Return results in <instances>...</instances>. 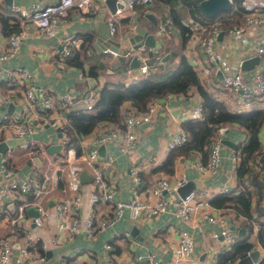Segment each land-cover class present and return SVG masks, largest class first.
Returning <instances> with one entry per match:
<instances>
[{
	"label": "crops",
	"instance_id": "obj_1",
	"mask_svg": "<svg viewBox=\"0 0 264 264\" xmlns=\"http://www.w3.org/2000/svg\"><path fill=\"white\" fill-rule=\"evenodd\" d=\"M11 1L12 2L9 3L8 0H0V12L13 16L10 12L13 4L30 7L35 1L44 4L49 0ZM95 1L97 5L103 8L102 13L94 15L72 7L69 9L65 20L60 23L58 31L53 35H46L39 32L33 23L28 22V33L21 40L17 54L8 60L2 61L0 68L3 66L14 67L16 65L27 67L34 76L37 95H41L47 89L57 94H64L66 92L79 94L84 91L99 92L107 78V74L104 72L108 71V73H111L110 70L113 68L112 65L116 60L115 58L117 55L111 53L106 48L101 51L94 46V40L97 36L96 28L100 23V16H102L106 22V16L108 14L107 3H104L101 0ZM161 1L163 2L162 4L161 2H157L151 7V3L150 6L147 7L149 11L144 17H142L144 20H140V29L133 32L132 35L140 32V30L144 28L146 32H151L156 36L155 29L157 27L158 19L163 14L158 15L153 9H157L160 13L165 9V13L169 14L168 4L163 0ZM257 3L263 4L264 0H257ZM148 14H153L156 21H154V18L149 17ZM118 18L120 25L125 27L127 24L126 15H119ZM194 30V33L189 39L191 44L186 47V50L191 53L193 63L196 65V68L199 70L203 78L208 79L212 85H214V83H219L221 86L222 71L214 70V64L208 61L202 52V49L196 43L195 38L201 34L202 30L199 28H195ZM72 33L81 35L83 38L85 33H89L91 45L85 53L88 51L92 55L97 56V58L107 66L106 69L102 68L100 70L99 78L98 81L96 79L95 86L91 87L88 78L84 80L80 77L81 70H84L88 75L90 66L89 61L85 62L83 65L71 63L67 61V58L71 54L64 56L62 53L61 40L65 35ZM258 33L259 30L250 29L242 37H235L226 34L225 32L219 37L217 42L218 51L223 57H225L231 68L236 69L239 66L242 67L245 58L258 54L255 46L256 40L254 39V36ZM172 34L176 38H181V31L179 28L177 31H173ZM7 35V33H4L2 24L0 23V43ZM112 36L118 41L125 40L119 32ZM126 40L128 41L129 39ZM159 40L161 43L162 40ZM128 43H130V40ZM84 46H82V48ZM122 48L124 50L126 47ZM167 53L166 55L168 57L169 52ZM120 54L123 55V53ZM91 57L94 58L93 56ZM128 60L129 65H131L130 59ZM260 61H263V58ZM258 63L250 69L242 68L249 73L254 70ZM127 73L126 69V75ZM120 74L122 75V79L123 76L126 77L122 73ZM214 74H217L218 79L214 80L212 77ZM5 75V78L9 77L7 72ZM126 79L129 80L128 77H126ZM8 87V81L4 80L0 84V93L7 91ZM215 91L218 97L224 99L229 108L234 110L250 108L254 104L259 107L264 105V95L258 98L245 99L242 96L241 91L227 88H216ZM192 93L193 94L189 96L179 93L175 94L167 102H164L163 105L161 104L151 120L137 126L136 132L138 140L135 149L125 152L113 143H108L104 145L103 150L100 148L99 150L103 158H106L108 154L114 156V164H109L106 172L110 176H114L119 180L121 196L125 198L129 196L132 184L130 168L132 165L138 164L141 172L143 171V181L141 183L139 194L140 198L151 201L157 198L151 193V187L159 177L170 176L173 179L175 177L184 176L188 181H193V187L205 186L209 189L206 197L210 200V206H199L196 211L192 213L189 221L182 222L174 211L176 201L180 194L174 190H169L163 192V197L168 205V209L163 212L150 218L133 220L130 217L128 210L111 227L98 231L93 236H88L86 232H83L65 238L59 244H53L49 240L54 234L59 233V217L57 215H54L53 218L46 223L45 227L41 228L36 226L32 219L36 213V208L33 204H27L28 206L24 210L23 207L25 205L21 204L15 207L14 203H7L0 209V239L8 236L11 238L13 244L18 247L24 242L28 229H32L35 233L42 234L43 237L46 238V242L49 244L44 251L45 258L34 260L30 264H151L149 257H144L143 259L137 257V254L148 255L149 252L155 253L160 264H172L173 255L169 245L171 242L178 239L180 228L186 226L194 237L195 249L192 256L181 260L178 264H228L235 259H238L239 262L240 255L232 260L229 259L222 262L220 261V258L224 257L221 253L232 247V244L236 240H240V236L244 233L247 234V240L254 244L253 246L260 247V259L264 257V247L259 242V231L254 227L253 221L249 219V222H251L250 224L244 220L246 216L239 212L234 205L227 204L221 206L212 202L215 195L226 191V185L229 189H227V192L231 190L235 192L239 191V188H236L238 177L237 174H233L235 163L232 159V155L236 152L237 147H230L221 141V166L215 173H212L209 169H199L197 167V162L202 161V159L206 157L202 149L193 148H191L187 154H181L176 157L175 170L172 174H169L165 170L157 169L158 165L164 161L170 151V142L173 133L183 127L182 124L185 119L191 117V114L188 115L191 107L202 102L201 97L195 88L192 89ZM194 100L196 101L195 103L193 102ZM10 104L11 103L5 104V102H0V112L8 114L16 113L20 108L19 103H13V108L9 107ZM86 104L85 101H81L75 107H84ZM171 105H183V109H181L178 112V115L175 116L169 108ZM125 106L127 109L126 113L135 109V107L130 106L129 102H126ZM71 108L72 107L59 105L55 112L63 115L64 119H67L68 122V111ZM225 127L227 128L224 129ZM101 128L102 124L94 132L101 130ZM10 130L7 131L5 135L0 136V142L12 137H22L12 133V129ZM224 134H228L237 145L240 141L245 139V131L238 124L220 126L217 128V131H215L212 138L218 136L221 139ZM22 138V142L15 143L12 146H8L4 151H0V162L2 161V158L7 159L15 166L22 177L28 173H35L38 176L49 173L53 168L54 162L57 161V155L63 149L62 145L59 149L50 148L54 144H61L60 126H54L50 123H45L43 127L35 126L33 132ZM30 140H32V142L26 145L25 141ZM84 143L87 145L86 141ZM20 146L28 147L31 150L37 151V153L30 156L28 149L25 153L20 155L12 154L14 155V159H12V157L11 159H8L7 154H11V151L14 148ZM38 152H42L43 155ZM52 154L55 156L54 158H56V161H52V164H48ZM35 157H38V159L35 160ZM45 158H47V162H45ZM262 159L264 160V156H261V153L257 155L251 166L253 171L258 170L259 167L261 168L263 166ZM87 172L90 173V171ZM92 180L93 178L91 179L90 177L83 178L84 182L81 187L83 197V216H87L92 209L89 199L90 193L95 186ZM73 194L74 190L68 187L63 181L62 184L52 190L50 194H46L49 198L43 197V200L45 198L46 200H44L45 202L42 200V202L45 206L55 210V208H53V201L68 198ZM256 195L257 194L253 195V210L255 209L256 217L261 219L260 221L264 224V213H260L256 207ZM110 208L111 204L99 203L96 205L98 213L104 212L106 214L110 212ZM20 211H23L21 217H19ZM206 211L208 213L216 212L222 214L225 217V222L237 231V239L231 243V245L224 242L222 236L213 235L212 232L217 231L220 225L209 221L204 215ZM15 214L18 215V217L14 219L12 216ZM246 224L248 225L247 227ZM126 229L129 230V234L125 233ZM107 241H111L113 245L110 251L106 248L105 243ZM258 261H253L252 264H255Z\"/></svg>",
	"mask_w": 264,
	"mask_h": 264
},
{
	"label": "built area",
	"instance_id": "obj_2",
	"mask_svg": "<svg viewBox=\"0 0 264 264\" xmlns=\"http://www.w3.org/2000/svg\"><path fill=\"white\" fill-rule=\"evenodd\" d=\"M101 1L106 3V0ZM154 1L156 0H116L115 11L107 6L106 24L109 34L112 36L119 32L125 40L129 39L133 32L140 29L139 17L145 14L144 7ZM242 3L247 12L240 24L234 23L224 28L218 22L213 23L208 34L199 37L198 45L208 61L214 64V70L222 71V87L241 91L245 99H252L264 95V3L259 4L257 0H242ZM72 7L94 15L103 12V8L97 5L95 0H49L44 4L35 1L30 7L13 4L10 12L14 17V21H18L19 29L9 33L0 43V64L17 54L21 40L28 33V22L33 23L39 32L53 35L58 31L60 23L65 20L69 9ZM145 12L147 13V10ZM122 14L127 17L125 27L119 23L118 17ZM250 29L259 30L254 39L256 40V52L261 59L263 58V61H260L252 72L247 73L240 66L236 69L230 67L228 61L218 51L217 42L222 30L226 34L242 37ZM177 30L173 18L165 13L158 19L155 34L158 39H162L165 34ZM83 41L84 38L81 35L75 33L65 35L61 40L63 55H69L74 49L80 48ZM106 49L115 55L120 54L115 49L109 47ZM153 51L154 46L147 44L144 40L130 42L122 51L123 55L130 61L134 56L139 61L137 66L128 65L126 68L130 80H134L139 75L145 76L157 68L158 62L151 60ZM6 72L9 75L8 78H5ZM80 77L86 80L88 75L84 70H81ZM4 80L8 81L9 87L7 91L0 93V102H5V104L19 103L20 108L14 114L0 112V136L5 135L7 131L12 129V133L26 137L34 131L35 126L43 127L45 123L61 128L60 142L63 149L57 155V161L54 162L49 173L42 174V176L28 173L22 177L15 166L7 159L2 158L0 162V209L7 203H14L16 200L22 199L27 193H34L35 198L33 200L19 202V205H34L37 213L32 219L34 224L41 228L45 227L54 215L59 217V233L52 236L49 240L51 243L59 244L63 239L83 232H86L88 236H93L98 231L111 227L128 210L133 220L150 218L168 209L167 202L163 197L164 190L178 192V187L187 183L188 179L184 176L173 179L170 176H161L151 187V193L157 198L152 201L142 199L139 194L143 174L139 165L135 164L130 168L132 184L130 194L125 198L120 195L119 180L106 172L109 164H114V156L108 154L106 158H103L99 150V145L108 143H113L125 152L135 149L138 140L136 127L151 120L161 104L163 105L164 102H167L178 93L170 92L164 97L154 98L144 110L135 108L128 111L121 125L104 122L101 130L82 138L81 151L78 153L77 148L69 143V135L66 129L67 119H64L63 115L56 113L55 110L59 105L75 107L81 101L94 102L98 92L84 91L79 94L71 92L57 94L47 89L41 95H37L32 72L22 65L1 67L0 84ZM202 112V102L190 109L191 116H199ZM188 139L187 130L181 127L173 133L170 149L184 144ZM261 139L263 143L261 156H264V126L261 131ZM85 141L87 145H85ZM31 142L32 140L25 141V144L28 145ZM221 147L220 137L214 136L209 146L207 162L198 161L197 167L199 169H209L212 173L217 172L221 166ZM239 157L237 151L232 155L235 163L233 174H236ZM82 170L90 171L95 185L89 198L92 209L87 216L82 214L83 197L81 187L84 182L81 176ZM61 181H64L68 187L73 189L74 194L68 198L53 201V208H55L53 210L45 206L42 200L43 197L47 198L46 194H50L52 190L56 189ZM225 189H228L227 185ZM208 192L209 189L205 186L193 187L184 196L180 195L174 210L179 220L187 222L199 206H210V200L206 197ZM99 203L111 204L110 212L106 214L104 212L98 213L96 205ZM22 215L23 211H20L19 217ZM204 215L209 221L220 225L217 231L212 232L214 236H222V240L229 245L237 239V231L225 222V217L222 214L206 211ZM250 220L253 221V225L258 231L264 226L260 221L261 219L256 216L250 218ZM125 233L129 234V230L126 229ZM105 244L107 250L110 251L113 247L112 242L107 241ZM48 245L46 238L42 234L33 232L32 229H28L24 242L18 247L13 244L10 237L5 236L0 239V264H30L34 260L44 259V251ZM169 248L173 255L172 264H178L181 260L192 256L195 249V240L191 231L186 226H182L178 239L171 242ZM137 257L139 259L149 257L151 264H160L154 252H149L148 255L137 254ZM228 264H239V262L238 259H235ZM255 264H258V262Z\"/></svg>",
	"mask_w": 264,
	"mask_h": 264
},
{
	"label": "trees",
	"instance_id": "obj_3",
	"mask_svg": "<svg viewBox=\"0 0 264 264\" xmlns=\"http://www.w3.org/2000/svg\"><path fill=\"white\" fill-rule=\"evenodd\" d=\"M163 1L169 6V15L180 29L181 38H176L172 33L165 34L161 39L159 50H154L151 53V60L158 62L157 68L145 76L135 77L134 80L126 79L128 77L126 68L129 65L127 57L122 54L117 55L112 65L113 68L110 70L111 73L104 72L107 74V78L95 101L87 103L84 107H72L68 111L69 119L66 123V129L69 135V143L74 145L79 153L82 138L92 134L101 124L105 122L121 125L127 110L126 102H129L130 106L136 109L144 110L154 98L164 97L170 92L189 96L193 94L192 89L195 88L201 97L203 112L199 116H191L183 121L182 126L187 130L189 139L184 144L170 149L157 169L172 174L175 170L176 157L187 154L191 148L202 149L206 157L202 159V163H206L209 156V144L217 128L228 124H238L245 131V139L240 141L236 148L240 155L236 171L238 177L236 188H239V191L227 192L229 189L223 191L215 195L212 202L221 206L227 204L236 206L239 212L246 216L244 220L249 222L250 218L256 216L252 206L254 194H257V209L260 213H264V160L262 159L263 166L261 168L259 167L256 171L251 169L257 155L263 149L261 131L264 126V105L259 107L254 104L250 108L239 110L229 108L225 100L218 97L215 91L216 88L225 87H221L222 85L220 86L219 83L212 85L208 79L203 78L193 63L191 53L186 50V47L191 44L189 39L195 28L202 30L201 34L195 38L198 44L199 37L207 35L213 23L218 22L224 28L234 23L240 24L247 9L242 0H233L231 8L209 17L201 11L196 0ZM149 6L150 4L144 7L145 14L143 16L146 15V10L149 11L147 9ZM0 23L4 33L7 34L19 29L18 21H14L13 16L2 12H0ZM90 45L89 33H85L82 43L84 47L74 49L70 54L74 53L75 55L71 57L69 55L67 61L83 65L93 56L94 60L89 61L88 74L94 76L98 81L100 70L106 69L107 66L104 62L96 59L95 55L88 51L85 53ZM167 52H169V56L163 60V56ZM120 73L126 77L123 76L122 79ZM212 77L214 80L218 79L217 74L212 75ZM25 195L22 199L14 202L15 207L19 206V202L30 201L35 198L34 193ZM26 208L27 206H24L23 209ZM17 217L16 214L12 216L14 219ZM249 223L251 224V222ZM258 234L259 242L264 247V226ZM253 245L247 240V234L244 233L240 236V240H236L232 244V247L221 253L224 257L220 258V261L232 260L243 251L251 249ZM258 264H264V257L258 261Z\"/></svg>",
	"mask_w": 264,
	"mask_h": 264
},
{
	"label": "water",
	"instance_id": "obj_4",
	"mask_svg": "<svg viewBox=\"0 0 264 264\" xmlns=\"http://www.w3.org/2000/svg\"><path fill=\"white\" fill-rule=\"evenodd\" d=\"M8 1L9 3L12 2L11 0H8ZM196 1L198 2L201 11L209 17L215 16L219 12L231 8L233 4V0H196ZM106 3L112 11H115L116 5H117L116 0H106ZM148 16L154 18V21H156L153 14H148ZM100 17H101L100 23L98 27L96 28L97 36H96V39L94 40V46L98 50L102 51V49L109 47L111 49L117 50L119 53H122L123 51L122 47H127L129 45L128 43L129 40L130 42H136L141 39H143L144 42H146L147 44L153 45L155 51L159 49L161 45L160 40L153 33L146 32L144 28L141 29L140 32H137L134 35H132L128 41L127 40L118 41L117 39H115L113 36L109 34L105 20L102 18V16ZM223 33H224V30L220 32L219 37H221ZM167 55L163 56V60H165ZM259 61H260L259 54L251 55L250 57H247L243 60L242 67L245 69H250L254 67V65L258 63ZM138 64H139V61L136 58V56H134L131 59V65L137 66ZM221 75H223V73ZM88 81L91 87L96 85V78L94 76L88 75ZM193 102L195 103L196 101L194 100ZM13 106H14L13 103H11L9 107L13 108ZM169 108L171 109L173 114L177 116L178 112L181 109H183V105H171L169 106ZM226 128L227 127H225L224 129ZM22 141H23L22 137H12L7 140H3L0 142V151H4L8 146H12L13 144L19 143ZM221 141L229 145L230 147H234V148L237 147V143L233 139H231L228 134H224L221 138ZM104 145L105 144H101L99 148L103 150ZM60 147H61V144L58 143V144L52 145L50 148L59 149ZM34 159L37 160L38 157H35ZM81 176L84 179L89 178V177L91 179L93 178V176L90 173H88L87 170H82ZM193 186H194L193 181H188L187 183L178 187V192L180 195L184 196L190 189L193 188ZM35 212L37 213L36 209H35ZM260 255H261L260 247L253 246L251 250L243 251L240 254L239 263L240 264H252L253 261H258L260 259Z\"/></svg>",
	"mask_w": 264,
	"mask_h": 264
},
{
	"label": "rangeland",
	"instance_id": "obj_5",
	"mask_svg": "<svg viewBox=\"0 0 264 264\" xmlns=\"http://www.w3.org/2000/svg\"><path fill=\"white\" fill-rule=\"evenodd\" d=\"M157 2H161V4L163 3L162 1H154L152 4H151V7H153L154 6V4L155 3H157ZM153 11L155 12V13H157L158 15H161V14H164L165 13V9H164V11L162 12V13H160L157 9H153ZM142 17H144V16H140L139 17V20H141L142 19ZM142 20H144V19H142ZM141 20V21H142ZM174 23V22H173ZM174 26L177 28V26L175 25V23H174ZM178 29V28H177ZM173 33V32H172ZM168 34V33H167ZM73 55H75L74 53H72L71 55H70V57L71 56H73ZM96 59H98L97 58V56H96ZM92 60H94L92 57L90 58V59H88V61H92ZM190 114V111H189V113H188V115ZM29 148L28 147H18V148H14L12 151H11V154H7V158L8 159H11V157H12V159H14V155H12V154H17V155H20V154H22V153H25L27 150H28ZM29 153H30V156L31 155H34V154H36L37 153V151H34V150H31V149H29V151H28ZM38 153H40V154H42V152H38ZM43 155V154H42ZM55 156L52 154V156H51V159L48 161V164H52V161H56V158H54ZM45 160V162H47V158H45L44 159Z\"/></svg>",
	"mask_w": 264,
	"mask_h": 264
},
{
	"label": "clouds",
	"instance_id": "obj_6",
	"mask_svg": "<svg viewBox=\"0 0 264 264\" xmlns=\"http://www.w3.org/2000/svg\"><path fill=\"white\" fill-rule=\"evenodd\" d=\"M89 75V74H88Z\"/></svg>",
	"mask_w": 264,
	"mask_h": 264
}]
</instances>
